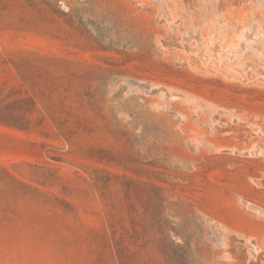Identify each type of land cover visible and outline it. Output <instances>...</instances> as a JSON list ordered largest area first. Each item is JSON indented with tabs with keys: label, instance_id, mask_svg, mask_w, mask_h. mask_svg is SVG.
Instances as JSON below:
<instances>
[{
	"label": "rangeland",
	"instance_id": "obj_1",
	"mask_svg": "<svg viewBox=\"0 0 264 264\" xmlns=\"http://www.w3.org/2000/svg\"><path fill=\"white\" fill-rule=\"evenodd\" d=\"M0 264H264V0H0Z\"/></svg>",
	"mask_w": 264,
	"mask_h": 264
}]
</instances>
